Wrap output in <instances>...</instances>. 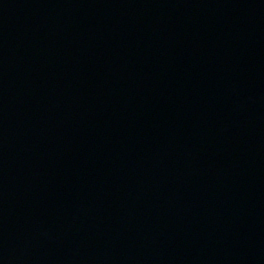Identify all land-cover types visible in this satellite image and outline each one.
<instances>
[{"label":"water","instance_id":"obj_1","mask_svg":"<svg viewBox=\"0 0 264 264\" xmlns=\"http://www.w3.org/2000/svg\"><path fill=\"white\" fill-rule=\"evenodd\" d=\"M0 264H264V0H0Z\"/></svg>","mask_w":264,"mask_h":264}]
</instances>
